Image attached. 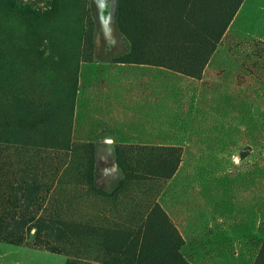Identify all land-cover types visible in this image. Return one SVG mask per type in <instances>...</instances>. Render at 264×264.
Masks as SVG:
<instances>
[{"label": "rangeland", "instance_id": "1", "mask_svg": "<svg viewBox=\"0 0 264 264\" xmlns=\"http://www.w3.org/2000/svg\"><path fill=\"white\" fill-rule=\"evenodd\" d=\"M213 2L200 17L230 19L210 53L185 50L200 39H181L175 12L146 64L119 62L121 0H0V264H127L119 247L141 245L264 264V0ZM148 146L176 150L171 178L118 163L127 147L143 166Z\"/></svg>", "mask_w": 264, "mask_h": 264}, {"label": "trees", "instance_id": "2", "mask_svg": "<svg viewBox=\"0 0 264 264\" xmlns=\"http://www.w3.org/2000/svg\"><path fill=\"white\" fill-rule=\"evenodd\" d=\"M213 1L214 0H121L118 14V23L121 32L131 42L132 51L130 54L120 58L119 62H140L138 58L143 56V41L155 37L160 39L161 43L164 38V33H168L167 25H169H166L167 19L163 15L169 14L170 16L172 13L175 14V12L177 26L183 29L182 34L186 35L181 39H184L186 42H189V39L194 37H198L200 39L197 45L195 43L190 47H185V50H189L191 48L192 52L207 51L210 53L213 47L211 43H216L221 39L230 19L229 18L220 27H214L209 20L200 17L199 14L206 13L212 3H218ZM222 2L225 5L235 3V10L237 9L239 4L238 2H240V0H222ZM219 3L221 4L220 1ZM221 8V10L225 13L226 11L222 4ZM234 10L233 12L231 10L230 13V9H228L227 14L229 16L231 14L230 17H232L235 13ZM204 58L200 63L203 67L208 61V57L205 56ZM140 63L148 64L150 62L143 61ZM126 149L128 148L119 147L117 149V160L123 170L128 173V176H160L169 179L174 175L180 162V156L177 154L175 149L148 146L138 148L137 155L145 153V155L148 156V163L152 165L148 166V163H144V167V165L142 166L143 163H136L135 161V164L130 166L128 164L129 161L125 158V151H128ZM133 152L135 151L133 150ZM161 213L167 220L165 213L162 211ZM61 226H64V228L59 226L58 228L60 232L58 234H62L65 228L67 230V228L69 229L71 227L69 224L65 223H63ZM47 230L50 232L49 228ZM137 234L141 236L140 231L137 232ZM145 234L146 233H144L141 237L142 241L146 238ZM139 235L137 236L139 237ZM176 238L179 239L178 234L174 231L173 235L171 234L170 239L176 240ZM155 249L156 248L144 249V245H141L139 251L136 250V252L134 251L131 254V250H129L128 247H119L118 253L125 256V262L127 264H135V259L137 260V264H177V262L180 260L179 253L166 252L165 255L159 257V253L154 254ZM127 256H130V258ZM156 258H159V260H156ZM149 259L152 260L151 263L148 261Z\"/></svg>", "mask_w": 264, "mask_h": 264}, {"label": "crops", "instance_id": "3", "mask_svg": "<svg viewBox=\"0 0 264 264\" xmlns=\"http://www.w3.org/2000/svg\"><path fill=\"white\" fill-rule=\"evenodd\" d=\"M122 44L124 45V47H126L125 50H124L125 54H128L131 51L130 45L125 43L124 41L122 42ZM120 56H122V55H120ZM146 86L144 85V87H143L142 91L140 92V94H142L143 91H151V88H146ZM135 92L131 93L130 97L131 96H136ZM132 102L138 103L139 100H133ZM110 118L111 117H107L104 121H108ZM113 122H114V120L112 121V123ZM114 135H115V130L107 132V133H103L102 132V136L100 135L99 140H98L97 143L100 144V145L103 144L102 147H103L104 150H108L109 153H113V151H114L113 149H114V145H115V141H116V139H115L116 137Z\"/></svg>", "mask_w": 264, "mask_h": 264}]
</instances>
